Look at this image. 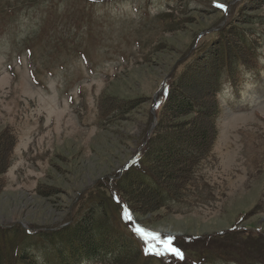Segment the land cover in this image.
Instances as JSON below:
<instances>
[{"label":"rangeland","instance_id":"rangeland-1","mask_svg":"<svg viewBox=\"0 0 264 264\" xmlns=\"http://www.w3.org/2000/svg\"><path fill=\"white\" fill-rule=\"evenodd\" d=\"M233 28L259 63H240L236 84L223 77L218 137L189 189L170 212L123 195L141 250L150 240L164 253L145 252L146 264H264V0H0V256L22 263L13 252L30 244L3 229L64 226L90 196L117 214L105 188L141 150L169 84ZM153 234L175 237L184 260Z\"/></svg>","mask_w":264,"mask_h":264},{"label":"trees","instance_id":"trees-1","mask_svg":"<svg viewBox=\"0 0 264 264\" xmlns=\"http://www.w3.org/2000/svg\"><path fill=\"white\" fill-rule=\"evenodd\" d=\"M217 35L202 56L197 53L190 66L174 77L162 104L163 112L154 120L141 150L136 153V161L124 165L119 170L120 177L117 178L119 174L112 177L105 188L108 208H117L118 219L128 226V233L119 229L116 219L109 216L116 217L113 210L103 212L96 198L90 196L82 201V207L87 208L85 214L80 219L72 215L64 226L32 230L18 224L9 230L3 229L7 237L12 232L24 233L30 244L21 253L19 249L13 252L22 263L7 261L1 255L0 264H40L35 253L44 257L42 264H81L85 261L146 264L148 256L137 244L138 239L131 230L132 222L122 218L125 206L134 213L123 192L140 191L145 199L170 212L168 201L183 197L217 140L223 112L218 99L223 77L236 84L240 63L250 68H257L259 63L247 34L233 28ZM185 115L192 116L189 120H178V116ZM14 145H9L1 159L2 165L9 159ZM105 192H101L102 196ZM139 197L138 192L134 193L130 201L134 203Z\"/></svg>","mask_w":264,"mask_h":264},{"label":"snow or ice","instance_id":"snow-or-ice-1","mask_svg":"<svg viewBox=\"0 0 264 264\" xmlns=\"http://www.w3.org/2000/svg\"><path fill=\"white\" fill-rule=\"evenodd\" d=\"M218 7H220L221 9H225L226 10V5L224 4H219ZM159 236L156 234H153V239H158ZM174 238L170 237L168 240L164 241L165 244H169L171 245L173 242ZM166 251H168V249H166ZM170 251L174 254V255H180L181 258H183V253L182 251L178 248V247H171ZM155 254L157 255H163L164 253L161 252H156Z\"/></svg>","mask_w":264,"mask_h":264}]
</instances>
